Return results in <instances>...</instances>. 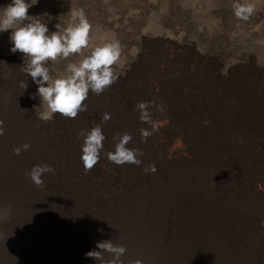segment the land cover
<instances>
[{
    "label": "bare ground",
    "instance_id": "bare-ground-1",
    "mask_svg": "<svg viewBox=\"0 0 264 264\" xmlns=\"http://www.w3.org/2000/svg\"><path fill=\"white\" fill-rule=\"evenodd\" d=\"M39 1L28 11L50 13V30L79 8L93 40L117 39L124 74L90 91L74 119L43 121L29 95L36 85L3 32L0 264H98L84 252L102 239L124 246L123 264H264V2L251 0L244 20L234 0ZM65 63L51 64L53 75ZM162 112L163 128L154 123ZM96 125L104 147L85 171L81 134ZM176 131L182 144L166 155L159 133ZM125 133L139 164L107 158ZM36 164L53 169L40 185L27 174Z\"/></svg>",
    "mask_w": 264,
    "mask_h": 264
},
{
    "label": "clouds",
    "instance_id": "clouds-1",
    "mask_svg": "<svg viewBox=\"0 0 264 264\" xmlns=\"http://www.w3.org/2000/svg\"><path fill=\"white\" fill-rule=\"evenodd\" d=\"M37 3L38 0H7L0 5V32H8L11 42L9 51L22 54L21 70L36 85L35 92L29 95L30 98H38L39 102L32 106L38 110V118L49 121L59 114L74 119L79 112L87 109L84 101L90 91L99 94L124 74L117 70L125 64L121 44L117 39L103 35L93 40L92 25L79 8H68L64 12L67 19L55 22L54 30H50V13L30 14L28 11ZM254 7L251 0H234L233 13L236 17L247 20ZM45 16L49 19H43ZM70 57L76 58L69 59ZM61 60L67 63L53 75L51 64ZM22 87L27 90L28 83L22 82ZM137 107L141 110L140 119L150 121L147 104L140 102ZM102 118L108 120L110 114L104 113ZM152 127L155 130L157 126L153 124ZM2 133L3 129L0 128V134ZM81 135L80 160L85 171H88L99 161L105 136L99 125ZM142 135L147 137L151 132L143 129ZM130 139L131 136L127 133L120 136L114 150L107 153V158L117 165L139 164L138 155L126 146ZM22 147L27 149L29 145L25 143ZM14 151L19 154L21 147L14 148ZM155 170L154 165L146 169L153 172ZM51 171L53 169L48 164H36L27 174L33 183L40 185L43 183L42 176ZM97 230L103 232L101 228ZM125 251L123 245L115 244L111 239H102L95 241V247L86 250L84 255L98 264H123L120 257ZM105 253L111 254V258L106 259ZM135 264L141 262L136 261Z\"/></svg>",
    "mask_w": 264,
    "mask_h": 264
},
{
    "label": "rangeland",
    "instance_id": "rangeland-1",
    "mask_svg": "<svg viewBox=\"0 0 264 264\" xmlns=\"http://www.w3.org/2000/svg\"><path fill=\"white\" fill-rule=\"evenodd\" d=\"M1 1H5V0H1ZM39 2H41V0L39 1ZM3 3H6V1L5 2H3ZM3 35V32H0V41L2 40V36ZM170 53V52H169ZM150 89V88H149ZM153 89L155 90V91H157L158 90V86H157V84H155L154 83V85H153ZM154 123L157 125V126H159V127H164L165 126V124L167 123V115L164 113V112H162V113H159L156 117H155V119H154ZM162 137H164L165 138V140H166V147H165V153H166V155H173V153H172V149L173 148H178V147H180L181 146V144H182V141H183V136H182V133L180 132V131H176V132H174V133H168V132H161V133H159V138H161L162 139ZM257 188H259V187H257ZM1 263H2V261H1Z\"/></svg>",
    "mask_w": 264,
    "mask_h": 264
}]
</instances>
